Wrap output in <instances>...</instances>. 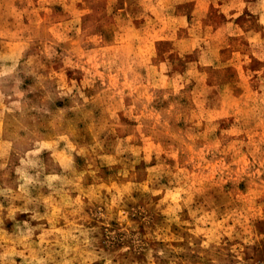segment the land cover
I'll use <instances>...</instances> for the list:
<instances>
[{"label": "rangeland", "instance_id": "374dc122", "mask_svg": "<svg viewBox=\"0 0 264 264\" xmlns=\"http://www.w3.org/2000/svg\"><path fill=\"white\" fill-rule=\"evenodd\" d=\"M0 264H264V0H0Z\"/></svg>", "mask_w": 264, "mask_h": 264}]
</instances>
